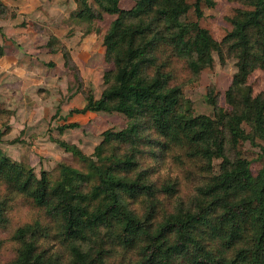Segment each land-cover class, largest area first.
Returning <instances> with one entry per match:
<instances>
[{"label":"trees","instance_id":"1","mask_svg":"<svg viewBox=\"0 0 264 264\" xmlns=\"http://www.w3.org/2000/svg\"><path fill=\"white\" fill-rule=\"evenodd\" d=\"M94 1L99 11L84 1L80 17L118 16L104 38L114 70L105 76L101 97L88 95L84 108L73 112L120 113L128 126L103 133L99 162L57 141L89 172L63 164L55 181L46 173L37 178L0 152V187L52 219L70 252L63 262L40 247L50 233L38 219L12 232L15 258L0 264H264V169L254 176L238 151L242 142H264V93L254 97L247 85L252 73L264 70V0H229L243 8L221 43L189 20L192 9L202 19L203 3L213 7V0H133L128 11L120 8L122 0ZM5 11L0 3V14ZM214 53L222 62L225 56L237 61L226 93L231 110L194 116L181 87L173 85L175 67L198 78L213 66ZM64 56L70 68L71 57ZM160 158L184 170L179 178L150 179L155 170L149 162Z\"/></svg>","mask_w":264,"mask_h":264},{"label":"rangeland","instance_id":"2","mask_svg":"<svg viewBox=\"0 0 264 264\" xmlns=\"http://www.w3.org/2000/svg\"><path fill=\"white\" fill-rule=\"evenodd\" d=\"M84 1L99 11L94 0H0L6 10L0 14V47L4 49L0 58V152L37 178L46 173L50 180H57L63 164L89 172L86 163L66 152L57 141L76 146L85 156L99 162L95 151L103 141V133L118 132L128 126V119L120 113L73 112L84 108L88 95L101 97L108 88L105 76L114 70L113 64L106 60L104 38L118 16L103 14L101 20L93 21L86 13L80 17ZM213 1V7L203 3L202 19L192 9L189 20L199 21L221 43L233 28L230 19L243 7L229 0ZM188 2L193 5L195 0ZM119 6L128 11L136 3L122 0ZM64 53L71 57L70 68L66 66ZM236 63L235 58L226 56L222 62L214 53L213 66L198 78L186 74L183 66L174 65L177 75L173 85L181 87L183 103L190 106L194 116L215 118L220 109L231 110L226 93L237 72ZM247 85L254 97L264 93V70L252 73ZM243 127L250 133L248 125ZM150 132L155 138L154 132ZM256 143L247 141L238 145V151L250 161L254 176L264 169V142L257 139ZM170 160L150 161L155 170L150 179L179 178L184 170L173 167ZM219 162H215L216 167ZM4 199L6 222L0 228V239L4 241L0 261L6 263L15 258L16 243L10 240L12 232L40 219L50 236L40 239L38 244L66 262L70 252L57 238L56 223L45 215L44 220L41 211L26 197H16L2 186L0 202Z\"/></svg>","mask_w":264,"mask_h":264}]
</instances>
